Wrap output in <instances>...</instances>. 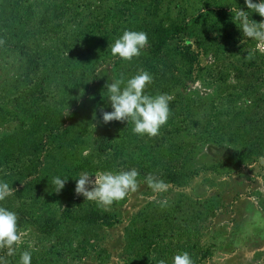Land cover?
<instances>
[{
  "label": "trees",
  "instance_id": "obj_1",
  "mask_svg": "<svg viewBox=\"0 0 264 264\" xmlns=\"http://www.w3.org/2000/svg\"><path fill=\"white\" fill-rule=\"evenodd\" d=\"M70 1L37 0L30 3L6 0L7 4L0 13V56L10 55L14 62L19 63L16 78L0 94V124L18 122L12 134L0 138V180L8 182L15 190V195L2 204L17 213L20 232L34 227L43 235L54 237V248H57L59 256L66 255L65 251L71 249L74 242L70 238L72 236V239H82L78 245L82 252L81 260L90 258L93 252L97 253L93 258L100 261L104 251L99 244L100 235L123 225V220L116 214L98 208L94 201L75 199L72 194L73 181L83 171L95 174L135 168L139 176L145 175L154 153L176 167L183 151L193 153L189 152L188 144L191 143L193 150L195 140L184 143V146H177L172 141L182 131L181 124L174 121V115L161 127L159 135L152 138L134 134L131 123L127 125L126 121H111L98 128L97 137L93 140L95 152L87 157L81 156L77 154L75 141L69 135L73 127L68 126L66 110L76 107L78 113V101L85 104L89 97L87 91H80V98H74V90L82 86L87 88L84 82L87 81L88 71H92L93 66L103 60L113 62L118 79H128L141 70L148 71L153 77V82L146 89L150 95L158 94L160 88L165 94L175 87L185 91L191 84L201 81L209 71L213 75L217 74L215 79L219 84L229 86L232 67L225 66L223 70H227V74H224L217 60L221 59L224 50H230L231 47L243 52L248 43L244 42L239 22L229 15H222L215 24L205 26L208 35L204 36L202 29L198 28L203 18L165 26L159 16L160 5L164 0H143L142 4L128 1L127 4L123 3L125 6H108L102 13L99 10L103 7L98 6V10L92 11L95 17L93 21L64 36L63 46L67 53L64 64L50 63L52 52L36 40L43 34L61 35L63 30L58 29L63 24L57 21L67 20L71 10ZM9 5L11 9L8 11L6 8ZM86 7L90 10L89 6ZM239 8L248 10L246 6ZM84 13L86 11L77 17L85 21ZM147 16L149 19H145ZM249 18L256 22L264 19L257 13L252 15L251 11ZM14 20H18V23L15 24ZM34 20L39 24H30ZM209 28L217 33L215 37L209 36L212 33ZM124 30L144 31L148 35V45L131 62L115 59L111 55L112 44ZM224 40L230 45H222ZM211 52L214 53L215 61L209 66L207 55ZM247 58L243 64L248 68L258 63V56L253 52L248 53ZM226 91H232L230 95L235 96L234 92L238 89L233 87ZM211 97L214 99L215 96ZM178 103H170V111L176 110ZM201 104H196L193 98L185 106L178 104L179 109L183 110L184 122H190L191 119L193 126L199 128L203 125L200 140L214 145L228 143L240 147L222 161L219 159L218 166L206 169L239 168L264 157V119L258 120L257 115L247 111L225 118L228 115L222 114L217 106H213L215 110L203 113L198 108ZM194 115H200V118ZM83 130L84 127L77 130V143L86 137ZM198 174L199 171H171L168 177L181 186L183 180L195 178ZM56 176L68 177L60 192H55L53 177ZM203 214L202 211L193 212L189 220L198 225L200 221L207 220V214ZM169 219L167 214H161L153 223L146 220L145 228L132 229L131 235L127 237L129 246L135 251L130 264H159L160 260L172 264L173 256L182 252H188L194 264H203L214 258L216 246L213 241L209 244L204 241L196 243L198 252L195 254L192 251L196 248L195 245L190 246L191 240L179 244L177 235H173L169 229ZM169 230L176 243L165 240L167 237L164 236ZM188 233L190 238L191 233ZM6 253L7 249H0V257L7 264H19L20 255L17 252L13 256H7ZM57 260L53 256L44 261L33 258L31 264H49Z\"/></svg>",
  "mask_w": 264,
  "mask_h": 264
},
{
  "label": "rangeland",
  "instance_id": "obj_2",
  "mask_svg": "<svg viewBox=\"0 0 264 264\" xmlns=\"http://www.w3.org/2000/svg\"><path fill=\"white\" fill-rule=\"evenodd\" d=\"M23 1L32 3L37 0ZM128 1L136 4L143 3V0H71V10L67 20L61 19L57 21L63 24L58 29L63 30V32H60L61 35L43 34L39 35L36 41L52 52L53 57L51 55L48 56V58L51 56L49 59L51 60L50 63L62 65L67 58V53H65L63 46V38L66 34L69 36L72 31L83 28L86 24L93 21L95 17H93L92 11L98 10V6L103 7L102 10H99L102 13L104 10L106 11L108 6H121L124 5L123 3L127 4L126 2ZM6 4V0H0V13ZM86 6H89L90 10ZM239 6H246L244 0H164L160 5L159 16L164 22L163 24L168 27L173 22H181L183 20L191 22L196 18H203V22L198 23L200 24L198 28H201V32L204 33V36H207L208 29L205 26L208 27L209 24H215L222 15H229L233 20H236L235 10ZM10 9V5L7 6L6 10L9 11ZM85 11V21H83L77 16ZM17 18L19 19V17ZM145 19H149V17L147 16ZM14 21L15 24L18 23V20ZM262 21L264 19L259 22ZM35 23L39 24L35 20L30 22V24ZM209 29L212 31L209 36L215 37L217 33L211 28ZM216 29H218V26ZM229 31H231V28ZM233 35L236 37V32ZM222 43V45H230L226 40L222 41ZM246 43H248V46L245 47L243 52H239L238 48L231 47L230 50H224L225 52L221 55V59L217 60L219 65H221L220 70H223L225 66L227 68L232 67L229 74V86L219 84L215 79L217 74L213 75V72L209 71L205 73L201 81L191 84L185 91L179 87L171 89L167 94L171 97L169 104L178 101L180 102L178 104L185 106L193 98L196 104L202 103L198 108L200 111L202 109L203 113H209L215 110L213 106H217L222 114L228 115L225 118L234 117L242 111H247L252 115H257L258 120H263L264 63H261V61H264V44L251 39ZM220 49L222 51V47ZM251 52L257 54L258 58L256 60L258 63L256 66L248 68L243 63L244 60L248 59V53L250 54ZM214 61L215 56L211 52L207 55V64L212 66ZM242 66L247 67L242 70L240 69ZM18 68L19 63L14 62L12 56H0V94L16 78L19 73ZM223 71L224 74H227V70L224 69ZM87 76V81L84 82L87 88L82 86L81 89H75L73 97L80 98L79 92L87 91L89 99L85 101V104H82L83 102L81 103L80 100L78 101V113L75 110L76 107L66 110L68 126L73 127L69 135L71 140L75 141L77 154L84 157L95 152L93 140L97 137V130L100 125L103 124L105 126L102 119L103 111H112L105 86L113 78L118 79L113 62L109 60H103L94 65L92 71H88ZM233 87L238 89V91L234 92L235 96L230 95L232 91H226ZM162 89H158V94L166 93ZM211 96H215L214 99ZM210 100L214 101L211 102ZM178 104L175 107L176 110L170 111L168 121L173 119L174 115V121L181 124L182 131L172 141H175L177 146L178 144L184 146V143L195 140L193 142V150L190 147L191 143L188 144L189 152L192 151L193 153L188 154L187 151H183L178 163H175L176 167L170 162H165L164 160L166 159L160 157L159 154H153L152 161L148 164V173L138 177L139 186L137 190L130 192L124 201L116 202L106 210L118 215L124 224L105 232L103 236L102 234L100 235L99 244L104 249L101 255L102 260L94 259L93 256L97 253L93 252L90 254V258L81 260L82 252L78 249V245L82 239H72V236L70 238L74 242L71 249L65 251L67 252L66 255L59 256L57 248H54L56 239L43 235L34 227L20 232L21 242L16 249L17 254L20 255L22 251L28 250L33 253L32 260L36 258L44 261L46 258L49 260L52 256L58 259L56 262H49V264H130L135 251L129 246L127 237L131 235L132 229L145 228L147 221L153 223L161 214H167L171 221L169 229L173 235H177L176 241L179 240V244L188 242V239L191 240L190 246H194L196 243H203V241L208 244L210 241L215 243L214 258L203 264H264V182L258 180L259 177H264V163H261L262 157L254 162L245 163L239 168L225 170L216 167L213 170L206 169L218 166L219 159L222 161L230 152L240 147L228 143L214 145L200 140L201 126L203 125H200L199 128L195 127L192 125L191 119L190 122H184L183 110L179 109L180 105L178 106ZM211 104L213 105L211 106ZM198 116L200 118V115ZM198 116L194 115L196 118ZM17 126V121L0 124V138L7 134H12ZM83 127L86 137H82L81 142L79 140V143H77L79 139L75 138L78 134L77 130H81ZM252 165H255V167H251ZM171 171L186 173H198L199 171V174L195 178H186L182 181L181 186H177L168 177ZM148 175L164 180L169 185L168 191L154 194L144 183ZM77 179L73 181L72 194L75 199L85 200L82 194L75 192ZM90 188L91 186H89ZM153 196L155 198H152ZM180 207H182V210ZM201 211L207 214L206 221H200L196 225L195 222L189 220L191 213H199ZM193 217L196 220L194 214ZM170 230L164 238L167 237L165 239L167 242L173 241L176 243ZM188 232L191 233L190 238H188ZM176 247L175 245L174 248ZM195 248L192 251L194 254L198 252L197 245H195Z\"/></svg>",
  "mask_w": 264,
  "mask_h": 264
},
{
  "label": "clouds",
  "instance_id": "obj_3",
  "mask_svg": "<svg viewBox=\"0 0 264 264\" xmlns=\"http://www.w3.org/2000/svg\"><path fill=\"white\" fill-rule=\"evenodd\" d=\"M244 2L247 11L241 8L235 10V19L239 22V28L245 38L244 42L251 39L264 44V21L256 22L249 18V11L252 15L257 13L264 17V0L259 2L244 0ZM148 43L146 32L124 30L112 44L111 55L115 59L131 62L141 55ZM152 82L153 77L146 70H141L126 80L113 78L105 86L112 111H103V122L126 121L127 125L129 123L133 125L132 132L136 135L149 138L159 135L161 127L167 123L170 115L171 97L164 93L148 94L146 89ZM261 163H264V157L261 158ZM77 177L75 192L82 194L85 200L94 201L97 207L103 210H107L116 202L124 201L129 193L135 192L139 186V173L135 168L116 172L103 171L94 175L83 171ZM67 179L68 177L64 176L53 177L55 192H60L64 188ZM258 180L264 182V177H259ZM144 183L154 194L167 192L169 189V185L164 180L152 175H148ZM14 195L15 190L9 183L0 180V249H7V256L15 255L21 242L17 213L2 204ZM32 255V251H22L19 264H31ZM0 264H7V261L0 257ZM159 264H166V261L160 260ZM172 264H194V261L188 252H182L173 256Z\"/></svg>",
  "mask_w": 264,
  "mask_h": 264
}]
</instances>
